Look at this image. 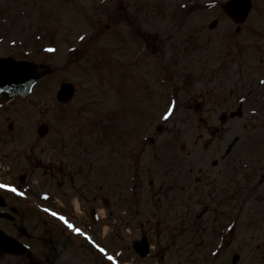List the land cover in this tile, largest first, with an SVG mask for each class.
<instances>
[{
	"label": "flooded vegetation",
	"instance_id": "obj_1",
	"mask_svg": "<svg viewBox=\"0 0 264 264\" xmlns=\"http://www.w3.org/2000/svg\"><path fill=\"white\" fill-rule=\"evenodd\" d=\"M47 1L36 0L34 6H40ZM12 3L17 5V0H12ZM146 4L145 0H126L125 5L122 3V23L128 27L131 20L129 15L131 17L133 12L136 18L143 15L156 17L157 8H146ZM178 10L176 18L182 17L186 25L189 10ZM185 12H188V15L182 16ZM177 23L179 27L185 26H182L179 20ZM215 26L216 21L214 28ZM139 30L142 31L140 28ZM0 33L13 35L14 31ZM263 37L257 35V32H251L248 37L251 40L246 43L247 46H234L235 50L232 52L230 49H226V52L216 51L213 55L218 57V60L213 67L207 69V78L203 76L204 69L200 67L195 71L194 65L175 73L159 70L161 78H152L151 81L156 80L154 85L161 88L149 90L144 83V95L138 98L141 102H152L150 108L154 109L153 102L157 98L151 95L152 93L156 92L161 98L159 90L164 86H178L171 99L166 95L165 108H170L171 102L175 101L172 115L186 120L197 119L196 125H193L192 120V126L200 132L198 139H203L200 145L196 141L190 144L191 148L201 147L202 158L191 159L197 154V148H192L186 153L187 159H190L189 173H197L190 177L188 183V190L191 188V181V189H194L193 197H186L188 221L191 223V229L197 224L210 232V238L207 239L209 243L219 238L223 241L221 246L239 249L244 244L250 245L248 239L233 238L244 225L240 222V209H244L249 201L252 204V220L257 221L254 223L253 220V223L248 225L249 229L254 231L255 237L250 240L255 242V248H264V84L260 83L264 80V46L256 40ZM211 54L206 53V61L202 62L204 67ZM180 60L191 62L192 52L191 55L178 56L176 63L179 64ZM225 61L232 63L229 70L223 66ZM94 64V69L99 68L96 59ZM198 79L204 82L203 89L198 92L191 91ZM131 86L132 80L126 79L123 87L115 91L118 95L114 96L113 110L108 112L107 132H102L98 127L99 117L93 123L92 129L75 126L67 127L68 131L65 132V127L59 135L51 131L42 138L38 137V140L47 141L48 145L39 148L38 153L35 151L39 142L26 143L30 144L28 149L21 147L19 140H23L21 135L25 133L19 129L15 132L12 126L4 130L0 125V182L14 185L25 193L20 196L0 189V264H68L82 260V255L79 254V250L84 247L81 234L68 228L45 209L63 215L71 224L82 230L93 229L100 224L97 217L100 208L109 210L108 217L112 215L114 206L118 203L126 204V208L130 210L133 189L138 187L141 192H147L155 183L156 190H152L155 191L151 197H162L157 208L164 210L167 206L175 209L176 205L182 207L176 198L185 189L179 179L180 156L185 152L186 145H180L181 152L176 149L179 158L170 159L166 166L162 159L161 168V157L156 162L148 161L141 165L137 163L140 161V155L134 156L130 150L131 131L128 126L132 107L131 96L127 93L131 91ZM186 87L190 95L182 98ZM163 109L164 107L160 112L157 109L156 112L162 113ZM146 115L143 111L142 116ZM157 130L160 131L161 128L158 127ZM101 135L107 150L108 183H105L99 174ZM245 135L248 139L244 138ZM189 136L191 139L195 137L190 134ZM29 140L33 141V138ZM148 142L141 145L154 144L152 138H149ZM159 150L158 145H155L152 153L156 157L161 156ZM79 151H86L89 160L78 158ZM154 155L152 160H155ZM37 156L42 158H35ZM86 165L90 168L88 171L83 168ZM4 166L10 174H5ZM149 166H152L151 169ZM35 170H40L41 173L38 174L42 178H33ZM173 174L175 176L170 181ZM200 180L202 183L199 195L195 197ZM115 182H120V186ZM122 188L123 190H120ZM196 207H200V211L195 214ZM227 208L231 211L228 212ZM145 223H148V220ZM98 228L93 232H97ZM85 247L97 258V264H111L88 245Z\"/></svg>",
	"mask_w": 264,
	"mask_h": 264
},
{
	"label": "rangeland",
	"instance_id": "obj_2",
	"mask_svg": "<svg viewBox=\"0 0 264 264\" xmlns=\"http://www.w3.org/2000/svg\"><path fill=\"white\" fill-rule=\"evenodd\" d=\"M4 1L8 2V0H0V10H6L9 13V8L11 7L8 6L7 8ZM33 1L36 0H22L19 5L30 13L31 17L27 24L31 25V28L29 27L31 31L37 30L41 32V35H39L41 40L37 43L34 41V35L20 34L19 41L21 44L18 49L13 50V56L47 65L51 68V74L39 80L26 98L17 99L12 104L2 108L0 110V125L4 130H7L8 125L11 123L13 128H15V132L19 129L25 133V135H21L23 140H19L21 147L28 149L30 144L26 143L39 142L38 149L35 151L37 153L39 148L45 147L47 142L38 140L36 135V128L41 124L46 125L50 132L52 131V133L57 135L63 132L65 127V132L68 131L67 127L75 126H85L92 129V123L95 122L100 113L105 121L99 124L98 127L101 128L102 132H107L108 112L113 110L114 96L118 95L115 91L123 87L124 80L130 79L133 85L131 86V91L127 93L131 96L130 106L132 107L130 150L134 156L140 155V161H137L140 165L148 163V161L156 162L161 157L159 162L161 168L162 159L165 161L167 157L179 158L174 150L169 149L171 148L168 147L169 145L177 150H179L180 145H186L185 152L180 156L179 179L185 189L176 198L179 206L186 207V197L187 195L193 197L192 193L194 191V189H191L192 181L191 188L188 190L190 177L194 174L197 175L196 172L194 174L189 173L190 159H187L186 153L192 148H197V154L191 159L202 158L200 156L201 147L193 146L191 148L190 146L194 141L199 145L203 143V139H198L200 132L192 126V120L193 125H196L198 121L197 119L186 120L177 116L167 120L160 117L158 119L159 112L166 105V92L163 89L159 90L163 102H161V98L156 92L151 94L157 98L153 102L154 109L150 108L152 102H141V99L138 98L144 95L145 84L151 89L161 88L154 85L157 82L156 80L151 81L152 78L157 80L161 78L159 70L175 73L180 69H186L189 65H194L195 71L202 67L204 69L203 76L207 78V69L213 67L217 62L216 60H218V57L213 55L216 51L226 52L228 51L226 49H230L232 52L234 46H247L246 43L251 40L248 39L251 32H257V35L263 37L264 0H250L252 4L251 11L246 20L240 24L232 22L221 11L219 6L228 0H192L194 4L203 5L208 3L212 5L215 1L217 4L212 9L197 7L201 9L199 11L194 6L191 7L186 25L182 17L177 19L175 16L179 11V4L186 0H145L147 2L146 8L147 6L148 8L151 6L156 7L158 15L156 17L143 15L141 18H136V14L133 12L131 17L129 15L131 20H129L130 25L128 27L122 23L121 17H124V13L121 12L120 8L122 3L126 4V0H51L41 10L32 8L31 4H33ZM10 11V15L16 14L13 10ZM186 15H188V12H185L182 16ZM177 20L182 26H185L179 27ZM214 20L216 21V26L210 29L209 24ZM27 24L24 23L25 26H22L23 24L19 22V29L28 31ZM133 29L136 33L133 32ZM82 34L85 35L86 39L80 42L79 36ZM13 35H16V32ZM256 40L257 43L264 46V37ZM30 42L35 43L39 50L43 45H50L56 51L37 52L36 54L35 50L31 49L32 45ZM7 47V44L5 47L0 46V53L9 52L10 49ZM73 49L76 51L73 52ZM142 49L143 52L141 51ZM191 52V62L190 60H180L179 64L176 63L178 56L191 55ZM206 53L212 54L204 67L202 62L206 61ZM94 57L99 60V68L97 69L92 68L95 66L93 64ZM231 65L232 63L227 61L223 64L227 70H229ZM63 82H70L75 88L74 98L66 106L58 103L55 99L59 85ZM203 87L204 82L198 79L191 87V91L198 92ZM185 90L186 92H183L182 98L190 95L187 87ZM157 109L158 113L156 112ZM143 111L146 112V116H142ZM6 117L9 118L6 119ZM156 124L163 128L162 132L154 131ZM91 129L90 131H92ZM198 129L201 130L199 125ZM27 133H30V135H27ZM189 134L195 137L191 139ZM145 137H151L153 142L159 144L158 148L161 156L156 157L152 153L155 144L141 145L143 142L142 138ZM245 137L248 139L246 135ZM29 138H33V141H30ZM103 138L101 135V156H99L101 171H104L105 168L102 158H106L104 156L106 148L104 147ZM179 151L181 152V150ZM141 153L143 154L141 155ZM152 155H154L155 160H152ZM35 158L42 157L37 156ZM78 158L88 161L89 154L86 151H79ZM212 159L210 158V160ZM172 163L175 164L173 161ZM151 167L149 166L150 169ZM83 168L87 171L90 169L87 165ZM4 172L5 174H10L6 166H4ZM35 172L36 174L33 178L39 179L38 177H41L38 174L41 173L40 170H35ZM101 174L107 176L105 172H101ZM174 176L175 174L170 176V181L173 180ZM202 180L196 187L195 197L199 195ZM118 185L120 186V184ZM35 186H37V183ZM156 186L157 183L150 191L148 189L147 192H141V189L136 187L131 195L130 210L126 208V204L118 203L114 206L112 215L108 217L107 212L109 210L100 208V215L102 217V212L103 214L105 213V218H102L101 227L94 234L96 241L105 245L106 243L109 244L108 247L112 251H116L119 257L121 256L122 262L120 264H159L158 259L161 256L163 257L161 264H206L205 261L208 259L204 258L203 260L198 255L202 253L203 246L194 249L196 251L193 253L190 251L189 245L187 246V241L190 239L191 243H193L195 239V243H200L202 239L208 238L207 232L203 231L202 226L197 224H195L194 229H191L188 217L180 216V209H176V212L171 211V215H165L161 207L157 208L162 197H151L156 190ZM154 188L155 190L152 192ZM120 190H123V188ZM124 197L123 195V199ZM196 208L195 214L200 211V207ZM251 208L252 204L249 201L244 210L240 209V222H244V224L250 223L249 221L252 220L253 216ZM227 209L228 212L231 211L230 208ZM233 209H235L234 206ZM186 210L187 208H185L184 213H186ZM176 213L178 219H175L177 218ZM147 219H149L150 226H144V228L152 237L149 242L152 244L150 245L153 247V252L156 256L153 254L150 258L142 260L133 252L131 242L139 239L141 232H143L139 229L141 227L140 224ZM156 219H158V225L153 226ZM175 221H178L179 229L175 226ZM126 223L129 224L127 225ZM84 224L88 226L86 223ZM107 229L110 230V233H107ZM113 231L117 233L115 238H112L114 235ZM128 231H130V234ZM253 232L247 229L243 236L240 235L239 237L248 239L250 245L244 244L240 249L231 247L227 252L229 257L225 258L223 256L221 261H213L211 264H232L231 257L233 253L238 258L237 264H264V249L247 247L255 243L250 240L252 239L250 237H253ZM105 233L107 234L105 235ZM158 233L160 234L159 243L161 244V246H158L159 250L155 246L158 244L156 242L158 241L156 240V234ZM103 237L104 239H102ZM167 237L179 238L180 241L184 240L186 246H183L180 242L179 247H168L163 251L161 247H165L167 244L164 240ZM205 244H209L208 241ZM71 250L73 251V249ZM205 250L210 249L206 247ZM79 254L82 255V260L70 262L71 264H97L98 262L97 258L92 253H89L85 247L79 250ZM191 256H194L193 260Z\"/></svg>",
	"mask_w": 264,
	"mask_h": 264
},
{
	"label": "water",
	"instance_id": "obj_3",
	"mask_svg": "<svg viewBox=\"0 0 264 264\" xmlns=\"http://www.w3.org/2000/svg\"><path fill=\"white\" fill-rule=\"evenodd\" d=\"M250 9V2L249 0H231L224 6L225 12H227L231 17L235 20H242L245 18L246 14ZM0 64L5 65H26L31 66L34 69L33 73L27 76V79L21 81H14L11 84H4L6 90L0 92V105L7 104L11 102L15 97H25L29 92L28 84H32L40 77L48 74L50 71L48 68L43 66L36 65L34 63L26 62V61H16L13 58H0ZM73 95V87L69 84H62L60 86L59 91L57 92V99L61 102H67L70 100L71 96ZM44 128L41 126L40 128V135L44 133ZM134 249L137 253L145 258L149 255L147 243H140L138 247L134 246Z\"/></svg>",
	"mask_w": 264,
	"mask_h": 264
},
{
	"label": "snow or ice",
	"instance_id": "obj_4",
	"mask_svg": "<svg viewBox=\"0 0 264 264\" xmlns=\"http://www.w3.org/2000/svg\"><path fill=\"white\" fill-rule=\"evenodd\" d=\"M185 7H187L185 5ZM86 37L84 35L79 36L80 41H85ZM13 44H15V40L12 41ZM48 52H55V48H48L46 49ZM73 52L76 50L73 49ZM34 69L31 68V66L26 65H5L0 64V92L5 91L6 89L2 87L4 84H11L12 82L21 81L27 79V76L31 73H33ZM261 84H264V80L260 81ZM29 89H31V84H28ZM175 101L171 102V107L167 110V112L164 115V119L167 120L169 116L172 115L173 110L175 108ZM253 112H255V109H253ZM0 189L8 190L12 193H16L20 196H24L25 193L23 191L18 190V188L14 185L0 182ZM45 199H47V195H45ZM45 211L50 212L51 215L56 216L59 220H61L65 225H67L68 228L72 229L78 234L84 235L89 241L93 243V245L101 252L104 253L107 256V259L109 261H113L114 264H119L117 257L113 255H108L105 248L101 247L99 244L95 243V241H92V238L87 235V233L83 232L82 229L76 227L75 225L71 224L69 220L64 217L63 215H60L59 213L51 210V209H45ZM215 255V253H214Z\"/></svg>",
	"mask_w": 264,
	"mask_h": 264
}]
</instances>
